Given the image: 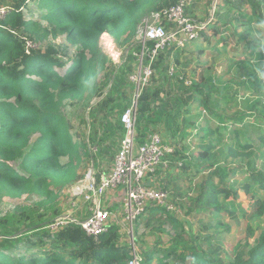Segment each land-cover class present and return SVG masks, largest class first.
I'll return each mask as SVG.
<instances>
[{
	"label": "trees",
	"instance_id": "obj_1",
	"mask_svg": "<svg viewBox=\"0 0 264 264\" xmlns=\"http://www.w3.org/2000/svg\"><path fill=\"white\" fill-rule=\"evenodd\" d=\"M178 1L0 0V8L5 2L9 4L5 7L8 11L4 19H0V200H17L33 194L42 198L35 212L16 206L0 215V264H127L129 246L120 245V226L112 225L96 239L86 237L75 224L56 233H51L46 227L61 215L58 205L54 204L55 191L75 184L83 157L91 160L95 171L98 161L104 160L97 159L103 156L113 158L115 145H104L112 140L118 144L123 137L120 117L131 104L133 85L129 78L135 70L136 58L132 53L138 51L134 46L137 27L151 13L168 9ZM28 2L39 4L45 11L40 20L24 19L22 10ZM224 4L237 10L247 5L255 25L264 33V0H227L215 9L213 22L211 20L207 27L213 24L217 31L215 25L230 17L221 12ZM42 22L46 23L45 27ZM220 25L228 26L232 22L228 18ZM206 31L207 28L200 33L201 38H207ZM104 33L115 41L117 48L129 50L127 54L123 53L119 65L114 63L100 42ZM59 36H65L77 47L75 57L69 63L58 57L52 45H47L44 51L37 47L38 42ZM236 37L237 41L250 46L244 35ZM23 38L35 45L29 54L25 52ZM248 46L246 48L253 52ZM183 53L186 51L168 49L160 53L153 64L154 73L149 86L141 91L137 100L135 132L138 144L143 143L151 127L162 125L170 130L173 121L182 115V108L188 107L192 96L185 99L179 92L209 97L215 91L210 79L207 87L192 82L187 85L182 76L174 73L171 77L178 82V92L167 94L164 100L160 98L163 83L168 81L167 74L174 70L170 66L171 58L178 62ZM256 60L259 63L263 61L261 52L256 55ZM262 66L264 69V64ZM95 100L98 102L91 106ZM66 101L82 103L86 107L87 115L81 122L90 131L87 140H97L95 143L100 146L98 157L88 151L87 144L73 141L70 125L62 113V105ZM204 107L209 110L206 105ZM242 118L238 119L240 123ZM112 120L114 123L110 122ZM99 129L102 130L100 137ZM180 130L177 127L172 137ZM181 142L185 140L176 144ZM235 146L239 151L225 146L230 157L241 160L251 157L249 150L252 144H242L237 140ZM81 148L84 149L83 157ZM214 148L212 142L201 145L198 153L199 161L209 171L216 167L215 163H209L210 159H215L210 155ZM172 159L185 161L177 149ZM16 162H20L22 173L11 168L10 164ZM247 166L243 167L250 173L249 180L237 191L225 187V180L232 177L235 170L228 172L217 168L208 173L191 210L209 213L214 218L226 212L234 219V211L219 203L220 196L236 198L238 192L251 194L253 187L264 191V175L253 172L250 164ZM161 189L167 191L165 186ZM251 201L248 219L262 218L264 199L252 194ZM40 210L44 213H39ZM146 212L150 218L155 215L166 218L158 232L165 233L162 228L167 226L174 232L178 230V233L171 238L168 249L142 251V264H170L169 261L172 264H264V229L255 238L251 233L253 241L250 245L231 247V260L223 262L211 259L194 240L184 241L183 224L169 216L171 213L165 209L152 208ZM46 213L49 214L47 217ZM150 218L145 221L146 227Z\"/></svg>",
	"mask_w": 264,
	"mask_h": 264
},
{
	"label": "rangeland",
	"instance_id": "obj_2",
	"mask_svg": "<svg viewBox=\"0 0 264 264\" xmlns=\"http://www.w3.org/2000/svg\"><path fill=\"white\" fill-rule=\"evenodd\" d=\"M187 2L189 4L187 15L191 19L201 23L209 22L211 18L210 0H187ZM2 6L5 8L9 4L5 2ZM221 8L223 15L229 14L230 17L228 18L232 25H220L226 22L228 18L215 25L217 31L213 29L214 25L210 24L205 33L207 38L200 37L190 44L185 49L186 53L180 55L178 62L171 58L170 66L174 70H170L167 74L168 81L163 83V94L160 98L163 97L162 100H164L167 94L178 92L176 89L178 82L176 78L171 77V73H175L178 77L182 76L187 85L192 82L207 87L210 79L215 86V91L209 97L191 92L187 94H184L185 91L179 92V95H183L185 99L192 96L188 107L182 108V115L173 121L170 130H166L162 125L153 126L149 135L156 133L164 143L176 145L177 150L185 160L181 168L171 165L168 171L160 169L153 181L159 188L165 186L170 193L174 211L169 216L183 224L185 229L182 234L183 240H194L198 247L211 259L227 262L231 260L229 256L231 247L243 246L245 243L250 245L253 241L250 238L251 233L255 238L264 229V216L260 219H248L249 206L252 202L251 195L264 199V191L253 187L250 191L251 194L238 192L236 198L220 196L219 203L229 211H234V219L226 212L214 218L209 213L193 211L190 207L199 192L200 185L208 173L214 169L224 168L228 172L236 171L232 177L225 180V187L231 191H237L248 182L250 173L243 167L245 165L250 164L253 172H260L264 175V69L262 66L264 64V33L255 25L247 5L242 6L239 10L234 7H227L225 4ZM22 13L24 19L37 21L40 20L45 11L39 4L28 2ZM41 25L45 27L46 23L42 22ZM236 35H244L245 39L250 42V46L237 41ZM100 42L114 63L119 65L123 53L126 54L127 50L117 48L115 41L107 33L101 35ZM47 45H52L56 49L58 57L67 63L72 61L77 52V47L69 42L65 36H59L56 39L49 37L38 42L37 47L44 51ZM246 46L253 52H250ZM260 52L263 54L261 63L256 60V55ZM249 80L250 83H248ZM133 97L134 89L131 96L132 102ZM203 104L209 110H206ZM254 107L255 110L252 109ZM62 113L70 125L73 141H81L87 144L88 151L98 157L97 150L100 149V146L96 145L97 140L95 142L87 140V134L90 135V131L86 130L81 122L83 117L86 118V107L82 103L66 101L62 105ZM241 117L243 118L240 123L238 119ZM183 119H187V121ZM110 122L114 123V120ZM177 127L182 130L176 132L175 137H172ZM203 131H209L211 134H205ZM98 132V137H100L102 130L99 129ZM182 139L185 142L177 145L176 143ZM237 140L242 144H252V148L249 150L252 153L250 158L241 160L228 155L225 146H232L239 151L235 146ZM119 142L115 144L112 140L111 142L107 141L104 145L105 147L115 145L113 146V158L119 148ZM211 142L215 148L210 150V155L215 159H210L209 163H215L216 167L209 171L199 161L198 153L201 145H207ZM83 152L84 149L81 148L82 157L84 156ZM113 158L103 156L97 159V161L104 160L98 161V168L95 173L109 172L113 165ZM10 166L17 173H22L20 162L11 163ZM91 166V160H86L83 157V163L77 169L79 179L75 184L55 191L54 204L58 205L61 214L68 212V205L72 201V188L87 180ZM247 168L249 167L247 166ZM215 183H217V179H215ZM118 190L122 191V188L119 187ZM112 196L114 202L121 198V195L117 197L115 193ZM41 200V197L34 194L23 196L17 200L2 198L0 200V215H5L16 206H23L35 212L36 205ZM89 207L87 205V209ZM104 208L106 209V204H104ZM119 208L122 211L121 205ZM39 213L44 212L40 210ZM48 215L46 213V217ZM149 218V214L146 212L133 224V233L137 239L136 245L141 249V253L153 248L157 251L163 248L168 249L171 238L177 235L178 230L174 232L169 227L164 226L162 229L166 232L160 233L158 229L161 222L165 221L166 218L155 215L150 218V223L146 227L145 221ZM121 223L123 224V222ZM217 224H219L218 227ZM227 228L228 231H226ZM123 232L120 230V245L127 246V235L124 232L125 237ZM169 263L172 264L171 261Z\"/></svg>",
	"mask_w": 264,
	"mask_h": 264
},
{
	"label": "built area",
	"instance_id": "obj_3",
	"mask_svg": "<svg viewBox=\"0 0 264 264\" xmlns=\"http://www.w3.org/2000/svg\"><path fill=\"white\" fill-rule=\"evenodd\" d=\"M225 1L210 0L211 10L215 11ZM188 9L187 0H179L168 9L151 13L137 27L134 46L138 51L132 53L136 58L135 72L129 78L135 87L134 97L133 102L131 101L130 106L120 117L124 133L114 155L112 168L107 173H95V169L91 168L87 180L72 188V201L68 205V212L56 217L46 227L51 233L75 224L86 237L96 239L114 225L112 222L114 214L110 210L116 203L118 209H115V214L119 212L123 222L121 226H116H120L126 233L129 246L127 264H142L141 249L135 243L133 224L148 209L163 208L168 213L174 211L170 193L156 186L153 181L160 169L168 171L171 165L181 168L183 162L172 159L177 149L176 145L165 144L156 133L148 135L142 144L137 143L135 132L137 100L141 91L149 85L154 73L153 64L159 54L168 49L185 50L200 38V33L205 31L211 22L212 17L206 23L191 19L187 15ZM7 11V8H0L1 20ZM23 41L25 52L29 54L35 45L26 38H23ZM119 187L122 191L118 190ZM114 193L117 197L121 195L116 202L112 201ZM79 202L90 206L89 209L86 208V218L81 221L72 213L78 211Z\"/></svg>",
	"mask_w": 264,
	"mask_h": 264
},
{
	"label": "crops",
	"instance_id": "obj_4",
	"mask_svg": "<svg viewBox=\"0 0 264 264\" xmlns=\"http://www.w3.org/2000/svg\"><path fill=\"white\" fill-rule=\"evenodd\" d=\"M122 140V139H121ZM121 142V141H120ZM165 144H170V143H165ZM93 168H94V166H93ZM110 203H111V201H110ZM79 208H78V211H72V213H73V215H74V217L77 219V220H83L84 218H86V216H87V213L85 212L86 211V208H87V204H84V203H82V202H79ZM115 209L117 210L118 209V205L116 204V203H114L113 205H112V208H111V210H110V212H112L113 214H114V216H113V224L114 225H120L121 226V222H122V220H121V218H120V214H118L119 212H116V214H115ZM121 223V224H120Z\"/></svg>",
	"mask_w": 264,
	"mask_h": 264
},
{
	"label": "water",
	"instance_id": "obj_5",
	"mask_svg": "<svg viewBox=\"0 0 264 264\" xmlns=\"http://www.w3.org/2000/svg\"><path fill=\"white\" fill-rule=\"evenodd\" d=\"M213 14H214V11L211 10V17H213ZM96 102H98V100H96L94 103H92L91 106H93ZM91 168H93V164H92Z\"/></svg>",
	"mask_w": 264,
	"mask_h": 264
}]
</instances>
